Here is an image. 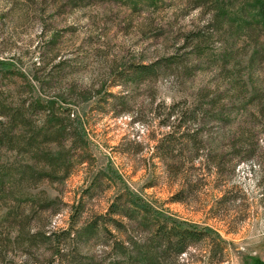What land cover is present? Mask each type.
<instances>
[{"label": "rangeland", "instance_id": "obj_1", "mask_svg": "<svg viewBox=\"0 0 264 264\" xmlns=\"http://www.w3.org/2000/svg\"><path fill=\"white\" fill-rule=\"evenodd\" d=\"M231 23H214L209 0H0V99L13 104L30 95L53 97L81 118L85 132L83 161H75L62 179L38 175L13 185L35 204L20 197L12 224L0 227L6 241L0 264H32L28 255L51 248L42 238H68L62 229L72 220L102 212L119 189L118 179L165 212L208 225L224 240L220 260L206 257V248L214 245L209 237L180 263L169 264H264V107L253 122V154L231 169L233 155L223 143L219 174L193 157L197 180L183 201L169 199L179 179L166 171V153L156 148L177 123L169 113L172 107H189L201 87L222 84L226 76L217 66L225 53L227 64L247 61L252 39ZM251 34L264 41V30L255 27ZM258 62L264 68V59ZM144 63H151V72L135 74ZM261 68L252 71L251 88L264 89ZM70 84L88 89V97L66 90ZM42 118L40 110L33 113L35 125ZM0 152L10 167L34 162L11 149ZM174 156L181 154L174 151ZM98 173L100 185L84 191ZM80 195L83 205L76 215L72 205ZM8 203L0 202V213ZM28 238L36 240L29 249L24 247ZM102 248L96 241L83 250L99 254Z\"/></svg>", "mask_w": 264, "mask_h": 264}, {"label": "trees", "instance_id": "obj_2", "mask_svg": "<svg viewBox=\"0 0 264 264\" xmlns=\"http://www.w3.org/2000/svg\"><path fill=\"white\" fill-rule=\"evenodd\" d=\"M209 2L216 25L224 21L228 23L234 21L239 31L249 35L252 40L243 70H240L243 66L237 62L227 64L225 53L217 66L220 73L226 76L222 84L217 83L212 88L201 87L194 94L191 106L183 109L172 107L169 112L170 115L176 116L177 123L172 125L165 138L160 139L156 148L162 156L165 157L166 153V171L179 179V186L169 196V199L174 201H183L191 190L192 183L197 180L194 162L191 161L193 157L198 156V165L210 163L219 174L223 171L225 157L221 149L223 143L227 145L229 154L233 155L229 162L231 169L238 160L253 154L256 146L253 122L264 107V89L251 88V85H248L252 71L261 68L257 65L260 63L258 61L264 59V41H260L256 35L250 36L255 27L264 30V0H209ZM151 69V63H144L138 65L134 72L142 75L151 72ZM245 69L247 72L244 78L241 73ZM261 70L263 73L264 68ZM102 87L100 85L94 91H99ZM66 90L82 95L83 98H87L89 93L88 89H79L75 84H70ZM108 94L116 96L110 91ZM253 99H256V103L254 108H250L249 102ZM57 101L53 97L42 98L36 95H30L13 104H6L0 99V151L11 149L25 159V156H29L34 161L23 165H19L18 161L14 163V167H10L1 159L0 152V202L5 205L7 202L10 203L0 213V227L3 226L4 229L12 224L22 202L20 198H23L22 192L12 189L18 180L35 179L38 175L49 180H60L68 174L75 161H83L81 149L84 148L85 132L81 118L67 111L66 107L59 105ZM38 110L43 113V118L40 125H35L32 116ZM211 121L215 125L211 124L213 123ZM181 123L186 126L181 128ZM175 131L178 135L173 133ZM51 143L56 145L55 148H50ZM75 149L80 152L74 154ZM174 151L181 156L176 159ZM201 153L204 155L202 160L205 161H200ZM106 167L103 171L107 175L111 173V169ZM13 170L18 174V178L15 177ZM98 176L99 173L90 177L84 191L93 185H100ZM118 181L119 189L108 200L102 212L95 213L81 222L72 220L62 229L68 238H42L51 248L45 253L28 255L31 263L169 264L173 261L180 263L182 255L190 248L205 246L202 242L209 237L213 238L214 245L206 248L208 261H217L223 257L224 240L216 230L208 225H199L171 215L141 197L121 179ZM23 200L35 204L33 198ZM82 205L80 195L72 205L76 215ZM96 241L103 243L101 252L84 253L83 248ZM35 242V239L28 238L24 247L29 249L36 244ZM5 243L4 238H0V258ZM24 261L26 260L9 264H28Z\"/></svg>", "mask_w": 264, "mask_h": 264}]
</instances>
